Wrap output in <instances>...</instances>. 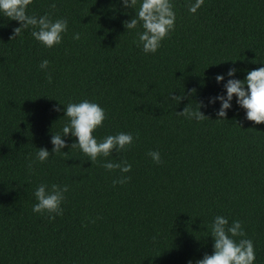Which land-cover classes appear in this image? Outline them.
Segmentation results:
<instances>
[{
  "label": "trees",
  "instance_id": "obj_1",
  "mask_svg": "<svg viewBox=\"0 0 264 264\" xmlns=\"http://www.w3.org/2000/svg\"><path fill=\"white\" fill-rule=\"evenodd\" d=\"M141 3L33 0L28 15L68 21L53 48L31 27L12 38L21 23L0 13V264H196L214 252L216 216L241 221L254 264H264V123L248 120L235 96L226 118L220 100L210 103L226 97L229 79L264 67V0H204L196 13L195 0H172L175 31L155 54L138 46L142 22L125 27ZM85 99L107 113L98 141L125 132L133 145L92 163L69 134L59 154L38 161L70 122L67 104ZM200 102L209 118L178 114ZM106 161L132 170L108 171ZM121 176L131 179L114 186ZM53 183L69 191L51 220L32 209L39 185Z\"/></svg>",
  "mask_w": 264,
  "mask_h": 264
},
{
  "label": "clouds",
  "instance_id": "obj_2",
  "mask_svg": "<svg viewBox=\"0 0 264 264\" xmlns=\"http://www.w3.org/2000/svg\"><path fill=\"white\" fill-rule=\"evenodd\" d=\"M123 3L126 7L136 9L138 0H123ZM31 4H33V0H0V13L21 23L20 27L15 28L12 38L20 35L22 28L31 27V35L47 48L60 45L64 34L68 31L67 19L53 20L50 14L39 17L28 15L27 9ZM203 4L204 0H195V3L189 5V11L196 13ZM51 7L54 9L56 5L52 4ZM135 17L138 18L125 21V27L128 30L136 29L138 23L142 22L143 32L138 33V46L142 45V50L145 53L155 54L162 47V42L175 31L176 13L172 0H142ZM74 38L79 39L80 34L76 33ZM48 67L49 61L43 60L40 68L47 70ZM236 71L237 69L232 68L227 75L234 77ZM47 79L51 83L52 76L50 73ZM216 80L222 82L224 76L217 75ZM224 86L227 90L226 97L219 95L210 99V103H215L216 100L222 102L217 113L218 117H227L226 110L232 107L231 101L235 96L237 97V103L246 109L248 120L256 124L264 123V67L249 71L244 80L229 79ZM171 97L177 103L182 99L181 96L172 94ZM198 104V108L192 109L187 106L178 114L187 119L198 121L209 118L200 110L203 102ZM55 110L59 111L60 109L57 106ZM65 116L69 118L70 122L63 127V134L52 136L51 142L54 145L52 152H49L47 148H39L36 154L38 161L46 162L51 153L59 154L67 146L63 137L69 134L77 138V142L73 143L71 147L78 146L92 163H96L100 157L111 156L113 152L126 150L134 143V136L125 132L108 135L102 141H98L94 132L102 128L104 121L108 118L105 109L98 103L87 99L79 103H68ZM148 155L155 163H163L159 151H150ZM33 163H29L30 169L33 167ZM103 167L108 171L119 170L121 173H128L132 170V165L127 161L123 163L106 161L103 163ZM130 179V176H121L119 179L113 180V185L126 184ZM68 191L69 186L66 184L63 186L55 183L51 186L47 184L39 185L34 193L38 202L33 206V212L40 215L47 213L48 218L51 220H54L57 215L63 216L64 208L62 205L67 199L65 194ZM92 222L95 223V220ZM210 228L211 236L214 238V252L211 255L205 254L203 259L196 261V264H254L256 259L254 243L251 239L246 238L247 233L243 229L241 221L235 220L229 225L226 217L216 216ZM234 237L244 238L237 241ZM189 264H192V261H189Z\"/></svg>",
  "mask_w": 264,
  "mask_h": 264
}]
</instances>
